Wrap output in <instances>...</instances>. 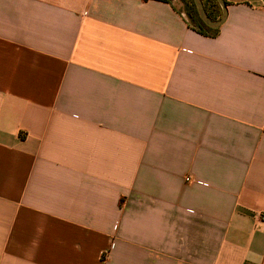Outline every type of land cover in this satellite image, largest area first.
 I'll list each match as a JSON object with an SVG mask.
<instances>
[{
  "label": "crops",
  "instance_id": "1",
  "mask_svg": "<svg viewBox=\"0 0 264 264\" xmlns=\"http://www.w3.org/2000/svg\"><path fill=\"white\" fill-rule=\"evenodd\" d=\"M216 37L174 2L0 0V264H264V0Z\"/></svg>",
  "mask_w": 264,
  "mask_h": 264
},
{
  "label": "trees",
  "instance_id": "2",
  "mask_svg": "<svg viewBox=\"0 0 264 264\" xmlns=\"http://www.w3.org/2000/svg\"><path fill=\"white\" fill-rule=\"evenodd\" d=\"M146 2L150 0H145ZM163 3H172L171 0H155ZM226 1V0H225ZM193 6L192 8H188L186 11V16L188 17L189 26L196 31L198 34L205 36V37H216L218 35L219 29H212L208 27L200 18L194 0H192ZM203 2V0H202ZM207 3L213 8V13H209L206 8L205 3L204 7L209 16V18L213 21H218L219 18L222 17V9L217 2V0H207ZM215 16V17H214Z\"/></svg>",
  "mask_w": 264,
  "mask_h": 264
},
{
  "label": "water",
  "instance_id": "3",
  "mask_svg": "<svg viewBox=\"0 0 264 264\" xmlns=\"http://www.w3.org/2000/svg\"><path fill=\"white\" fill-rule=\"evenodd\" d=\"M217 2L219 3L221 9H222V17L220 20L218 21H213L209 18L206 10H205V7H204V4L202 2V0H194V3L196 5V8H197V11H198V14L201 18V20L210 28L212 29H219L221 28L226 20H227V17H228V6H227V3L225 0H217Z\"/></svg>",
  "mask_w": 264,
  "mask_h": 264
},
{
  "label": "rangeland",
  "instance_id": "4",
  "mask_svg": "<svg viewBox=\"0 0 264 264\" xmlns=\"http://www.w3.org/2000/svg\"><path fill=\"white\" fill-rule=\"evenodd\" d=\"M171 2H174L179 8H181L183 12H185V14H186L187 9L192 8L193 6L192 0H171ZM203 2L205 3L206 8L209 11V13L211 12L213 13V8L207 3V0H203Z\"/></svg>",
  "mask_w": 264,
  "mask_h": 264
}]
</instances>
